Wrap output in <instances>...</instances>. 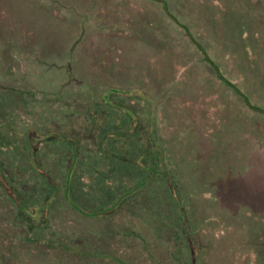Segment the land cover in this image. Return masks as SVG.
Wrapping results in <instances>:
<instances>
[{
	"label": "trees",
	"instance_id": "obj_1",
	"mask_svg": "<svg viewBox=\"0 0 264 264\" xmlns=\"http://www.w3.org/2000/svg\"><path fill=\"white\" fill-rule=\"evenodd\" d=\"M5 1L0 0V22L6 21L5 25L0 24L2 56L9 55V58L14 59L25 56L30 62L34 59L48 62L47 57L40 52L42 46L37 47L41 37L49 40L50 46L55 42L51 56H61L62 50H69V55L77 62L75 83L83 88L81 96H73L74 100L82 102L85 109L88 105L98 106V112L90 115L97 127L89 128L88 124L82 126L90 130L94 139L102 130L98 121L100 116L107 114L101 105L114 104V100L108 101L107 96L112 97L113 93L119 100L126 94H137L141 89L142 102L132 104L140 105L147 119L149 106H154L157 114L156 129L149 130L146 135L150 145L157 144L169 155L167 158L172 170L176 165L178 168H181L180 164L184 167L173 179L174 173H170V169H167L170 175L161 174L162 168L166 170L161 163H157L159 166L151 172L146 166L148 154L141 158L143 162L141 159L132 161L127 155L124 156L130 150L141 148L133 135L125 139L124 143L107 140L99 148L94 144L91 150L97 152L96 162L113 156L111 160L118 169L117 165H125L124 161L129 160L135 168L133 171L128 169L124 178H133L137 182L123 192H115L116 197L108 206L85 210L87 216L84 218L88 220V226L96 224V218L109 221L115 215L123 217V212L129 214L121 220L125 226L129 222L132 224L134 218L148 216V213L153 215L149 218H154L157 213L162 215L163 211L158 210L161 203L154 201L157 197L153 194L157 185L164 183L170 190L173 209L178 216V231L172 235L168 225L163 227V231L153 232V236L147 238L144 234L137 237L138 234L135 235L133 230L127 231L126 226L125 241H119L122 247L119 250L109 243L107 245V239L101 233L105 230L100 231L98 226H91L90 233L80 231L79 226L83 224L77 219L79 216L72 219L70 215L79 231L76 237L72 234L65 237L66 245L61 246L63 242L51 236L46 239L36 235L35 239L28 240L30 243L21 245L24 247L23 254L20 250L16 251L17 247L11 249L5 264H34L33 260L39 261V264H264V204L261 203L264 200L260 198L252 201L250 198L249 205H245L244 200H240L244 191L239 192L245 188L241 185V177H245V174L264 178V128L258 132L255 129L259 127L257 118L264 116V109L257 104L264 103V71L245 60H241L238 66L225 60L224 54L236 48L232 46L227 49L221 40L215 41L211 47H204L202 43L190 39L188 30L169 9L166 0H147L153 6H146L143 15L141 11L137 13V8H125L120 10V14H112L110 7H107L109 0L100 6L96 2L88 12L87 8H78L80 5L86 6L88 0H20L21 16H10L11 11L6 9ZM201 1L207 16L217 20V14L221 15L224 27L228 30L236 27L233 17L241 20L243 13L240 12L244 10L240 8L242 6L236 5L241 4L237 0ZM73 12L83 18L79 27L76 26L78 15H71ZM158 16L159 23L167 22L166 18L178 22L185 32L186 42L176 46L173 39L166 40L168 33L164 31L166 26L163 25L150 32L147 26ZM253 20L255 38L243 42L254 56L262 57L263 30L258 27L259 21L255 23L254 17ZM81 24L84 30L81 35H76ZM217 48L219 54H216L215 61L211 55L212 49L216 51ZM238 52L243 53L240 50ZM7 58L6 64L13 63ZM229 68L233 70L232 73ZM207 72H212L213 78L208 77ZM244 77L253 82L247 84ZM70 82L71 78H67L64 83L67 85ZM206 100H210V103L207 104ZM114 105L120 108L125 106L123 109L127 112L134 107L130 103ZM207 111L214 114H207ZM198 118L200 121L203 119L201 126H196ZM129 121L134 126V119ZM132 129L135 130L129 127L127 132ZM0 136L3 138L4 135L0 132ZM76 139L69 146L58 141L50 146L42 141L41 145L30 150L24 137L21 144L28 157L24 160L21 158V165L18 164L20 158H17L12 177L4 172L5 169L3 172L0 170V204H3L0 209L3 216L12 222L11 240H15L21 230L37 231L35 221L27 214L28 211L41 209L39 205H33L34 201L42 200L41 203H44L49 202V199L61 198L60 201L65 202L66 206H69L70 201L74 203L72 189L77 188L74 179L80 168L79 158L85 150L84 145ZM122 144H125L124 148L120 147ZM159 154L158 158H161L163 152ZM53 156L66 160L68 172L62 173L65 179L59 178L60 174L52 169V166L55 167V162L51 160ZM171 156L179 165L170 159ZM27 160L31 168L23 165ZM138 162H142L144 167L139 166ZM224 162L229 170L221 169ZM20 168L28 173L31 184L37 183L34 188L37 197L25 195L19 190L21 178L16 169ZM30 172L36 175L32 176ZM9 177L14 178L13 184ZM171 182L175 184L174 187ZM122 185L119 182L117 187ZM234 193L239 200L237 203H231ZM245 194L253 195L249 191ZM77 207L76 204L70 208L75 210ZM47 216L46 220L50 219L51 224L55 222L58 227L68 229L70 224L61 220V213L51 211ZM153 223L157 221L152 220L150 226L153 227ZM127 239L129 241L126 242ZM33 242L36 245L33 246Z\"/></svg>",
	"mask_w": 264,
	"mask_h": 264
},
{
	"label": "rangeland",
	"instance_id": "obj_2",
	"mask_svg": "<svg viewBox=\"0 0 264 264\" xmlns=\"http://www.w3.org/2000/svg\"><path fill=\"white\" fill-rule=\"evenodd\" d=\"M19 1L20 0H6L4 2L7 7L6 9L11 11L10 16H14V14H18L17 16L20 15ZM166 1L168 2L169 9H171V11L177 15L178 21L181 23V25H183V27L188 30V37L190 39L193 38L194 40L202 43L204 47H208V45L211 47L214 45L215 41L221 40L222 44H225L227 49H231L232 46L236 48V50H232L230 53L224 54L225 60L233 62L236 66L241 63V60H245L247 63L253 64L257 69L264 71V56H254L252 52L248 50V46L244 43L247 40L251 41L255 38L253 33L255 27H253V17L255 18V23L256 21H259L258 27L263 30L264 35V0H237V3L241 2V4L236 5L238 7L242 6L240 8H243L244 11L240 12L241 14L243 13L241 20L233 17V20L236 21V27L233 28V30H228L225 28L226 26L224 25V20H222L221 15L217 14V20L215 18L208 17L205 12L203 1L201 0ZM96 2H98L100 5H103L105 0H88L86 6L82 7V5H80L78 8L92 9L94 8ZM134 2L140 5L139 1L137 0ZM144 3L148 5L147 0L144 1ZM140 11L143 15L144 9L142 7H140ZM245 11L246 13H244ZM73 14L76 16L77 12H73L71 15ZM76 19L78 21L76 26L79 27L80 20L82 21L83 18L82 16L78 15ZM171 22L172 21L170 20L169 26L172 29L173 37L176 38V35H184L180 41L182 43L186 42L187 37L185 32L179 26L180 24L178 22H173L172 26L170 24ZM0 24L5 25L6 21H1ZM206 25L208 27L203 28ZM237 27H240V30ZM186 29L185 31H187ZM83 30L84 28L81 24V28L79 29V32H76V35L79 33L81 35ZM209 31L213 35H211ZM48 41L49 40L46 38L43 39L41 37L37 43V47L42 46L43 49H41L40 52H42L44 56L47 57L48 62L38 59H34L33 61L31 60L32 62H30V59H27L25 56L23 58L18 57V59H14L13 57L9 58V55L2 56L0 51V132L4 135L3 138L0 136V170L3 172L5 169L4 172L9 173L12 177V175L15 173L14 168L17 158H20L18 159V161L20 160L18 164L21 165V160H24L26 159L25 157H28L27 152L23 151L21 144V139H24V137L30 150H33L44 142L45 144L53 146L55 145L54 143L58 141L59 143L63 144L67 143L69 146L77 141L76 138H78L82 146L84 145L83 147L85 150L84 153L81 154V158H79L78 166L80 168L78 171V176L76 175L77 178L74 179V182L77 185V188L72 189V200H74V203L72 201H68L70 207L71 205L74 206L76 204L78 207L74 210L69 206H66L65 202L60 201L62 200L61 198L60 200L57 198L49 199L48 196H46V198L49 199V202L45 201L44 203H41L42 200H38L37 202L34 201L33 205H39V208L41 209L28 211L27 214L30 216L29 218H32L33 221H35V229H38L36 232H33L32 230L31 232H23L21 230V232L16 234L15 240H11L10 227H12V222L3 216V211L0 209V264L7 263V257H9L7 255L10 254L11 249L14 247H17L16 251L20 250L23 254L24 247L21 245L30 243L28 240L35 239L38 235L46 239L50 238L51 236L55 240H58V242L62 241L63 244L61 246H64L67 243L65 237L68 234H72L73 237H76L79 230L90 233L89 231L91 226H98V230H105L104 232L101 231V233L104 239H107V245L109 243L110 246L113 245V248H119V250H121L122 247L120 246L119 241H125L124 230L126 229V226H128L127 231L133 230L135 235L138 234L137 237L139 234H144V236L147 238H151L153 236V232L163 231V227H167L168 225L172 235L175 234L179 229V224L177 223L178 216L173 209V201L170 190L167 186H165L164 183L157 185L156 189H154L156 191L153 194L155 197L161 198H155L154 201L158 204L161 203V205L158 207V210L161 209L160 211H163L162 215L157 213L154 218H149V216L153 215L148 213V216L143 215V217L141 216L137 219L134 218L132 224L129 222L130 225L127 224L125 226L123 223H121V220L124 217H127L129 214L122 211L124 215L123 217L120 215H115L113 218H110L109 221H105L102 218H96V224L91 223L88 226V220H85L84 218V216H87L85 210L90 209L89 211H92L108 206L115 199V192H123L131 188V184L134 186L137 182V180H134L133 178H127L126 180L124 178V175L127 174L126 171L128 169L133 171V168H135L134 164L129 162V160L124 161L125 165H117L118 169L116 168L115 162H112L111 160L113 156H110L109 159L107 157L106 160H101V162H96L98 159L96 156L97 152L91 150V148L94 147V144L99 148L100 146L104 145L107 140H113L117 142L121 141V143H124L126 141L125 139H128L131 135H133L135 138L134 140L136 142L138 141V147L141 148L137 150L135 149L136 151L130 150L128 154L124 153V156L127 155L132 161H135L136 159L145 157V154H148L147 160L149 162L146 164V166L151 172H154L159 166L157 163L163 164L166 170L162 168V175L169 174L168 170H172L173 167L167 158L169 155H167V153L165 154L157 144L153 146L150 145L148 137L146 136L149 130L156 129L157 114L154 111V106L151 105L148 107L150 113L147 119L145 111L142 112L141 110L142 107L134 103L132 104V102H142L141 98L143 93L141 89L138 90L137 94H133L135 92H132L128 95L126 94L125 97L119 100L118 97H115L113 93L112 97L107 96V100L109 101L111 99L112 102L113 99L114 104L116 105L117 103L124 105L130 103V105H133L134 107L127 112L123 109L125 106L120 108L112 103L102 104L101 107L104 108V112L107 114L103 116L101 113L102 116H100V120H98V117H96L102 127V130L99 131L96 139L93 138V135L91 134L90 130L87 129V127L82 128L83 125L87 124L89 128L97 127V125L94 123L95 119H92L90 115L93 112H98V106L88 105L87 109H85L86 107L85 105H82V102L74 100L75 98H73V96H76V98L81 96L80 93H82L81 90L83 89L82 87L81 89L78 86L79 84L75 83L76 80L74 74L77 72V65L75 63L77 62H75V59L69 55V50L66 52L65 50H62L63 53L61 56H51L55 48V42L51 43L50 46ZM243 43L244 46L242 45ZM238 48L240 51H243V53L238 52ZM212 50L213 54L211 56L215 61H217L216 54H219V49L217 48L216 51L214 49ZM39 57L43 58V56ZM6 58L13 63L6 64L8 63ZM7 65H10L11 67H8ZM251 67L253 66L251 65ZM224 69L227 71L225 66ZM230 72L232 73L233 70L230 69ZM206 74L208 77L210 76L213 78L212 72H207ZM67 78H71V82L66 85L64 82ZM245 82L250 84L253 82V80L245 79ZM41 90H44L45 92L42 93ZM206 102L209 104L210 100H206ZM257 104L262 106L261 108L264 109V103ZM81 106H83V108ZM237 110L238 109L235 106V111ZM128 114L131 116H128ZM207 114L214 113L207 111ZM245 114L246 113H244V115ZM114 118H119L120 120H116ZM257 119L259 127H256L255 129L258 132L264 128V116H259ZM129 120L135 122L134 126L132 122L129 123ZM62 121L66 124L63 125ZM201 121L198 118L196 126H201ZM234 124H237V122ZM129 127H133L135 130L132 129V131L128 133L127 130ZM81 135L83 138H81ZM110 141L108 142L111 145L112 143H110ZM122 145L120 147L124 148L125 144L123 146ZM120 147H118V149ZM161 152H163L162 157L158 158L160 155L159 153ZM170 159L175 160L173 156H171ZM51 160L55 162V167L52 166V169H54L57 174H60L58 176L59 178L65 179V176H63L62 173L65 174L66 171L68 172L66 160L62 158L57 159L56 156H53ZM141 161L143 162L142 159ZM142 162H138V165L144 167ZM23 165H29V168L32 167L28 160L26 163H23ZM180 165L181 168H178L176 165V168L174 167L175 169L170 172L174 173L173 179H175V176H178L181 173L180 169L184 170L182 164ZM20 169H16L17 173L19 174L18 176L21 178L19 190L24 194L26 193L36 196L34 193V188H36L35 185L37 183L31 184L28 173L26 174L25 170ZM221 169L229 170L226 167V162L223 163ZM255 170H257V168ZM30 173L32 176L36 175L34 172ZM120 174H122V176H120ZM256 174L258 175V173ZM241 180L243 183L241 185L245 188L239 191H244L240 196V200H244L245 205H249L250 198L252 201H257L260 198L264 200V178L258 179L249 174H245V177H241ZM9 181L11 184H13L14 178L10 179L9 177ZM119 182L123 184L120 188L117 187ZM171 184L174 187L175 184L173 182H171ZM246 191H249L253 195L245 194ZM238 201L237 195L234 193L231 203H237ZM261 203L264 204L262 201ZM51 211H55L56 214L61 213V220L67 221V223L70 224L68 225V229L66 228L65 230L62 229L63 227H58V223L56 224L55 222L51 224V222H49L50 219L49 221L46 220L48 219V213H51ZM186 211L188 212L189 209L186 208ZM70 215H72V219H76L77 216H79L77 219H80L81 223L83 224L79 226V230L77 228V223L70 219ZM191 217L192 216H190V218ZM151 219H155V221H157V223H153V227L150 226L152 225ZM98 220L99 222H97ZM128 220L131 221L130 218H128ZM175 221L176 225L173 226ZM102 235L100 234V236ZM169 236H171V234ZM131 239L132 238H130V241ZM127 241H129V239H127L126 242ZM31 244L34 246L36 245V242ZM36 261L37 260H33V263L39 264V261Z\"/></svg>",
	"mask_w": 264,
	"mask_h": 264
},
{
	"label": "crops",
	"instance_id": "obj_3",
	"mask_svg": "<svg viewBox=\"0 0 264 264\" xmlns=\"http://www.w3.org/2000/svg\"><path fill=\"white\" fill-rule=\"evenodd\" d=\"M134 1H136V0H109V3L107 4V7H110V9H111V13L112 14H120L121 12H120V10H122V9H125V8H128V9H130V8H137V13H140V7H142L143 9H147L148 8V6L149 5H152V4H150L149 2H148V5H146L145 3H144V1H146V0H137V1H139V3H140V5H138V3L136 4ZM142 1V2H141ZM88 2V1H87ZM87 2H86V5H87ZM99 6H100V4H99ZM146 6H147V8H146ZM153 6V5H152ZM155 7V6H154ZM154 7H153V9H154ZM88 10H90V9H87V12H88ZM116 11H118L117 13H116ZM160 15H162V13L160 14ZM159 19V16L158 17H156L153 21H152V23L151 24H149L148 26H147V29H149L150 30V32H153V31H156L157 30V28L160 26V25H163V26H166V28L164 29V31L165 30H167V37H166V40L168 39V41H170V39H173L174 41L173 42H175L174 44L176 45V46H179V44H181L182 42L180 41V39H182L183 37H184V35H176V38H174L173 37V35H172V29H171V27L169 26V22H170V20L171 19H169V18H166V21L167 22H161V23H159L158 20ZM172 21V20H171ZM173 22L175 23V21H172L170 24L173 26ZM164 23V24H163ZM180 26V25H179ZM170 45H171V43H170ZM176 62H178V61H176ZM180 63V62H179ZM182 63V62H181Z\"/></svg>",
	"mask_w": 264,
	"mask_h": 264
}]
</instances>
